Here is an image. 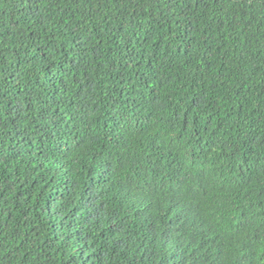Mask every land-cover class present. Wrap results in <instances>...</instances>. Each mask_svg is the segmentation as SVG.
<instances>
[{
    "label": "trees",
    "instance_id": "trees-1",
    "mask_svg": "<svg viewBox=\"0 0 264 264\" xmlns=\"http://www.w3.org/2000/svg\"><path fill=\"white\" fill-rule=\"evenodd\" d=\"M0 264H264V0H0Z\"/></svg>",
    "mask_w": 264,
    "mask_h": 264
}]
</instances>
